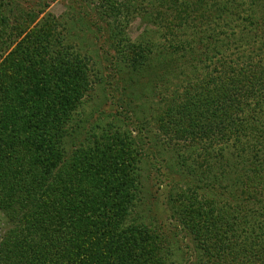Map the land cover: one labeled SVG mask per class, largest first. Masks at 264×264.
Segmentation results:
<instances>
[{
  "label": "trees",
  "instance_id": "16d2710c",
  "mask_svg": "<svg viewBox=\"0 0 264 264\" xmlns=\"http://www.w3.org/2000/svg\"><path fill=\"white\" fill-rule=\"evenodd\" d=\"M141 1L148 10L153 2L179 12L177 22L167 24L171 39L164 34L155 47L157 58L128 64L133 85L142 75L151 78L150 72L166 83L179 78L177 70L187 77L182 65L173 66L184 47L172 38L184 31L185 17L193 30L192 71L200 79L186 80L182 102L170 100L163 117L178 140L202 141L207 155L217 158L226 136L234 138L238 155H253L256 166L245 188L255 190L264 184V0ZM137 4L108 2L106 17L127 20L138 14ZM4 28L0 24V37ZM35 32L0 58V264H168L162 231L141 222L134 210L141 193L134 143L103 124H96L92 142L90 132L81 139L75 116L82 118L78 107L92 83L88 63L61 54L49 35ZM199 45L205 52L197 55ZM243 45L252 48L242 53ZM11 47L0 44V55ZM231 48L240 52L234 60L224 56ZM205 200L184 195V210L173 217L179 220L181 212L179 223L209 260L264 264V218L257 216L255 229L244 221L240 230L236 213Z\"/></svg>",
  "mask_w": 264,
  "mask_h": 264
},
{
  "label": "rangeland",
  "instance_id": "374dc122",
  "mask_svg": "<svg viewBox=\"0 0 264 264\" xmlns=\"http://www.w3.org/2000/svg\"><path fill=\"white\" fill-rule=\"evenodd\" d=\"M118 1L121 0H0V5L7 4L0 8L1 17L6 19V23L0 20V24H5L0 44L12 46L5 53L2 51L0 58L22 44L27 35H35L39 30L38 35L45 38L49 35V41L61 49V54L79 56L86 61L92 83L78 107L82 118L75 116L77 123L81 122V139L90 132L92 142L90 137L93 130L96 131V124L109 126L107 130L112 127L110 132L123 131L134 143L133 155L139 173L141 193L135 202L136 216L144 224H152V228L162 231L165 242L160 245L161 252L168 264H213L200 249L194 234H189L190 231L179 223L181 212L177 216L179 220L173 217L176 211L184 210L182 197L194 193L204 196L214 201L216 207L229 208L236 213L240 230L244 221L247 228L255 229L261 223V219L256 221L257 216L264 218V184L255 190H246L245 183L249 179L245 177L252 176L256 164L252 153L238 155V148L233 147L234 138L226 136L218 152L221 158H217L211 152L207 155L202 141L178 140L180 134H173L172 123L168 117H163L170 100V105L182 102L179 96L187 88L186 82L193 84L200 79L192 71L193 30L184 14L180 13V17H184V31L172 35L175 45L184 50L174 55L176 63L173 66L182 65L187 77L179 76L177 70L174 74L179 78L172 80L170 77L166 83L152 78L155 75L150 72L151 78L142 75L143 78L137 77L133 85L136 77L129 73L128 64L133 65V59L140 64L157 58L159 49L155 47L168 33V25L177 22L178 14L175 13L179 9L168 10L166 6L162 9L151 2L148 10L145 1L134 0L139 3L134 9L138 14L123 21L107 19L108 2ZM166 37L169 41L171 33ZM258 42L256 40L253 49ZM247 48L252 47L243 45L240 52H246ZM200 52H205L202 45L198 46L196 54ZM240 52L231 48L224 56L234 60ZM197 65L195 62L194 67ZM208 173L214 175L215 181ZM196 175L200 178L199 184L195 181ZM233 180H239L238 184L234 185Z\"/></svg>",
  "mask_w": 264,
  "mask_h": 264
}]
</instances>
